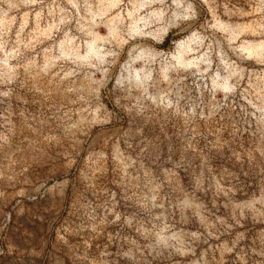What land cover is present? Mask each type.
Masks as SVG:
<instances>
[{
  "label": "rangeland",
  "instance_id": "rangeland-1",
  "mask_svg": "<svg viewBox=\"0 0 264 264\" xmlns=\"http://www.w3.org/2000/svg\"><path fill=\"white\" fill-rule=\"evenodd\" d=\"M0 264H264V0H0Z\"/></svg>",
  "mask_w": 264,
  "mask_h": 264
},
{
  "label": "bare ground",
  "instance_id": "bare-ground-1",
  "mask_svg": "<svg viewBox=\"0 0 264 264\" xmlns=\"http://www.w3.org/2000/svg\"><path fill=\"white\" fill-rule=\"evenodd\" d=\"M243 45V44H242ZM243 47V46H242ZM243 48H247V46L246 47H243ZM248 49V48H247ZM247 49H246V51H247ZM251 49V48H250ZM249 49V50H250ZM243 50H245V49H243ZM249 50H248V53H249ZM179 52V51H178ZM255 53V52H254ZM179 55H180V53H178ZM179 55H177V56H179ZM249 56H251L250 54H249ZM189 65H191V62H190V64H189V60H187V59H184V58H177L176 59V62H175V64H173V66L172 65H170V66H172L174 69H178V68H181V69H184V70H186V69H188L189 68ZM219 85V88L222 90V91H227V89L226 88H228V86L226 85V83L225 82H220V83H218Z\"/></svg>",
  "mask_w": 264,
  "mask_h": 264
}]
</instances>
